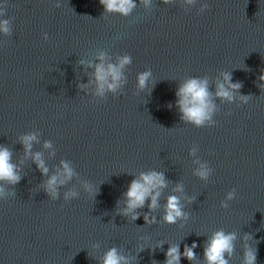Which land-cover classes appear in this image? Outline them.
I'll return each mask as SVG.
<instances>
[{
	"label": "water",
	"instance_id": "95a60500",
	"mask_svg": "<svg viewBox=\"0 0 264 264\" xmlns=\"http://www.w3.org/2000/svg\"><path fill=\"white\" fill-rule=\"evenodd\" d=\"M56 2L7 0V15L0 17L13 18L12 36H0V145L11 148L16 160L22 155L17 137L37 131L41 143L51 140L56 149L49 168L70 160L98 194L92 199L81 191L78 199L53 202L39 191L44 178L35 165L25 162L16 196L0 201V264H97L93 257L112 246L135 255L138 243L145 249L134 264H163L168 244L176 243L181 253L196 243L201 264L207 235L221 228L250 234L256 264H264V0H208L203 14L199 3L185 12L178 2L154 0L150 13L138 6L128 18L102 17L99 0H60L59 8ZM97 50L132 56L123 95L93 101L78 93L77 83L88 78L77 61ZM146 68L157 83L150 95L136 94V76ZM221 71L231 72L232 82H242L240 94L253 98L221 105L214 127L183 124L175 107L178 82ZM193 145L213 169L207 182L192 175ZM150 169L172 182L161 206L176 182L196 198L185 208L183 227L160 223L162 211L149 214L156 224L145 225L147 201L133 223L113 216L134 178L127 173ZM73 185L77 181L66 188ZM233 188L235 199L221 209ZM159 241L165 244L151 249ZM241 256L238 240L231 264H240ZM180 264L192 262L181 257Z\"/></svg>",
	"mask_w": 264,
	"mask_h": 264
},
{
	"label": "clouds",
	"instance_id": "9594fccd",
	"mask_svg": "<svg viewBox=\"0 0 264 264\" xmlns=\"http://www.w3.org/2000/svg\"><path fill=\"white\" fill-rule=\"evenodd\" d=\"M164 5L179 3L185 12H188L199 3L197 9L199 14H203L209 9L208 0H160ZM103 7L102 17L119 16L128 18L134 10L140 6L146 12L153 10L154 0H99ZM53 7H61L60 0L53 4ZM7 0L0 4V17L7 15ZM13 18L0 19V36L11 37L13 34ZM42 38L47 41L48 34L43 33ZM132 64V56L129 54H109L106 50H97L90 59L80 58L77 66H82L84 75L87 76V83H77L79 92L86 96H91L93 101H105L109 95L115 97L123 95V89L127 84V69ZM63 75V73H61ZM259 87L264 92V72L259 77ZM152 70L146 68L136 76L135 90L136 94L147 90L148 95L156 85ZM242 82H232L231 72L221 71L215 77L207 74L198 77H187L178 82L175 91V107L178 110L179 119L183 124L190 125L193 128L214 127L217 121L214 117L220 111L223 104H232L238 102L247 104L253 97L251 95H241L240 89ZM219 101V103H217ZM169 108L173 105L169 104ZM231 115V112L226 113ZM16 143L22 146V155L14 160V153L7 145H0V201H7L15 197V186L23 178L22 169L25 162L30 161L34 164L36 170L43 177V181L38 185L39 191L51 201L61 199L69 202L78 199L81 191L92 199L98 194V187L91 182L80 180L73 163L70 160L61 159L58 164L51 169L47 161L56 156V149L51 140H44L41 143V134L37 131H30L17 137ZM39 145V150H34V146ZM47 154V159L45 158ZM198 146L193 145L188 156L192 157L194 165L192 175L200 181L207 182L212 175L213 169L207 162L201 161L197 155ZM133 176L127 190L116 202L115 215L126 217L128 222H135L142 213L139 211L145 207L146 201L148 213L143 214L144 224L151 226L157 223L156 215H149L162 211L159 222L164 225H177L183 227L184 222L189 220V213L185 211L188 205L195 202L196 198L185 194L183 183L176 182L171 187L170 193L164 198L163 206L160 200L166 189L172 183L167 180L163 171L150 169L141 171L138 174L127 173ZM77 181L78 187L66 188L71 182ZM61 192L62 189H65ZM236 197V189L233 188L227 192L219 207L227 210L230 202ZM140 241H145V237H139ZM239 240L242 256L240 264H256L257 249L251 243L252 236L244 233L239 235L235 231L226 232L223 228L218 229L207 235L203 246V259L201 264H231L235 254L236 244ZM257 243V242H256ZM165 243L159 241L151 248L153 250L161 248ZM168 249L164 253L165 260L163 264H180L181 257L196 264L198 257L194 249L196 243L185 245L183 252H180V243L168 244ZM93 251L100 248L99 243L91 245ZM145 248L142 244H137L135 255L127 253L123 247L112 246L98 257L97 264H134L137 261V255ZM152 264H157L152 261Z\"/></svg>",
	"mask_w": 264,
	"mask_h": 264
}]
</instances>
